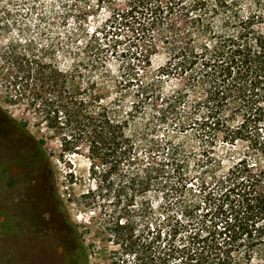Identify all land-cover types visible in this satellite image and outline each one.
<instances>
[{"label":"rangeland","instance_id":"374dc122","mask_svg":"<svg viewBox=\"0 0 264 264\" xmlns=\"http://www.w3.org/2000/svg\"><path fill=\"white\" fill-rule=\"evenodd\" d=\"M131 1L0 0V264H207L206 205L235 164L256 159L255 143L235 134L239 121L205 131L198 94L164 73L172 33L211 44L198 12L157 21L129 13ZM51 67L86 94L91 114L101 113L91 97L116 122L134 111L127 157L117 129L98 136L64 112L48 128L30 93ZM174 101L178 117L167 113Z\"/></svg>","mask_w":264,"mask_h":264},{"label":"trees","instance_id":"16d2710c","mask_svg":"<svg viewBox=\"0 0 264 264\" xmlns=\"http://www.w3.org/2000/svg\"><path fill=\"white\" fill-rule=\"evenodd\" d=\"M184 1L132 0L129 13L140 10L141 15H152L159 21L175 11L187 19L190 13L198 12L193 19L199 23L197 32L209 35L211 44L194 46L187 41L186 28L172 33L171 59L164 73L185 76L189 88L198 94L197 105L204 115L197 122L205 131H229L230 123L239 121L235 134L253 138L257 151L253 162L241 160L220 180L222 191L212 205L204 203L214 220L213 231L203 238L201 255L207 264H264V0ZM215 21L221 22L220 30L215 29ZM39 76V91L30 93L31 106L38 115L46 116L50 130L56 128L59 114L64 112L68 122L76 118L98 136L104 133L103 128L117 129L115 145L121 156L131 153L134 144L125 128L134 111L116 122L101 108V101L91 97L94 104H100L97 108L101 113L95 116L87 109L86 94L79 95L78 88L65 85L61 69L51 67L49 74L40 71ZM29 88L26 86L27 92ZM178 105L179 101H174L168 115L178 117ZM166 112L161 114L164 120ZM33 160L22 157L29 168Z\"/></svg>","mask_w":264,"mask_h":264},{"label":"flooded vegetation","instance_id":"af4514ba","mask_svg":"<svg viewBox=\"0 0 264 264\" xmlns=\"http://www.w3.org/2000/svg\"><path fill=\"white\" fill-rule=\"evenodd\" d=\"M27 228V227H26ZM25 228V229H26ZM28 229V228H27ZM27 229H26V231H27ZM32 233H29V235H31ZM35 234V237H37V235H36V233H34ZM52 247H53V245H50V247H46L45 248V252L46 253H49V252H52L54 249H52ZM58 255V254H57Z\"/></svg>","mask_w":264,"mask_h":264},{"label":"water","instance_id":"95a60500","mask_svg":"<svg viewBox=\"0 0 264 264\" xmlns=\"http://www.w3.org/2000/svg\"><path fill=\"white\" fill-rule=\"evenodd\" d=\"M25 170V169H24ZM14 172L16 173V169H14ZM23 172V171H20V173Z\"/></svg>","mask_w":264,"mask_h":264}]
</instances>
